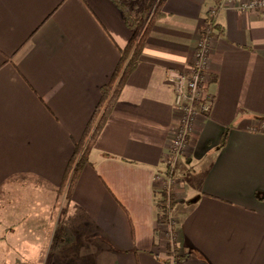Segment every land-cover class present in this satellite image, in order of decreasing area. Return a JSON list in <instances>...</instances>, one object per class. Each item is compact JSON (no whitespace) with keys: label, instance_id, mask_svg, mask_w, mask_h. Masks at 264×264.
<instances>
[{"label":"crops","instance_id":"1","mask_svg":"<svg viewBox=\"0 0 264 264\" xmlns=\"http://www.w3.org/2000/svg\"><path fill=\"white\" fill-rule=\"evenodd\" d=\"M215 7L214 102L168 166L179 114L165 74L187 67ZM161 11L68 202L65 169L130 29L112 0H0V264H264V9ZM167 174L175 252L156 206Z\"/></svg>","mask_w":264,"mask_h":264},{"label":"trees","instance_id":"2","mask_svg":"<svg viewBox=\"0 0 264 264\" xmlns=\"http://www.w3.org/2000/svg\"><path fill=\"white\" fill-rule=\"evenodd\" d=\"M119 8L123 21L130 29L131 36L127 43L120 49V57L109 80L100 88V99L89 118L86 127L78 141L75 143L74 152L65 169L58 193H64L66 201H70L71 194L79 177L83 166L89 162V151L111 113L115 102L123 89L126 81L137 64L142 59L146 39L155 21L163 13L161 11L164 0H112ZM218 7L208 10L205 15L207 34L212 30L221 32L216 23ZM227 130L222 133L220 146L226 142ZM156 200L158 209V221L164 227L169 220V213L173 201L167 199L164 191L158 192ZM264 199V196H258ZM171 252H175L174 247L167 246ZM176 258V256H174Z\"/></svg>","mask_w":264,"mask_h":264},{"label":"built area","instance_id":"3","mask_svg":"<svg viewBox=\"0 0 264 264\" xmlns=\"http://www.w3.org/2000/svg\"><path fill=\"white\" fill-rule=\"evenodd\" d=\"M229 3L244 11L264 9V0H229ZM206 30L198 40L187 67L185 69L169 68L165 74V80L172 89L173 106L179 114L167 151L163 156V160L168 166L184 153L195 120L208 115L214 102V96L206 90V85L211 78L207 73L210 36ZM160 183L158 191H164L167 199H169L175 179L167 174L160 177ZM165 225L167 227H163L161 232L164 242L170 245L174 240V222L169 221Z\"/></svg>","mask_w":264,"mask_h":264},{"label":"rangeland","instance_id":"4","mask_svg":"<svg viewBox=\"0 0 264 264\" xmlns=\"http://www.w3.org/2000/svg\"><path fill=\"white\" fill-rule=\"evenodd\" d=\"M197 42H198V41H197ZM196 44H197V43H196ZM195 47H196V46H195ZM194 49H195V48H194ZM193 53H194V51H193ZM190 60H191V59H190ZM170 198H171V201H172V200H173V199H172V193L170 194ZM169 221L173 222L172 219L170 218V215H169V220H168L165 224H168ZM164 227H167V225H164ZM173 230H174V227H173ZM174 242H175V233H174V240H173V242H171L170 245L173 246V245H174ZM165 245H166V247H167V246L169 245V243L165 242ZM170 245H169V246H170Z\"/></svg>","mask_w":264,"mask_h":264}]
</instances>
